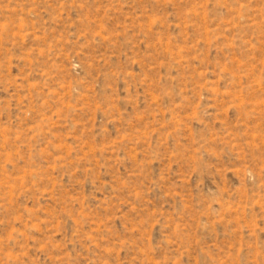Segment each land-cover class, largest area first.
Returning a JSON list of instances; mask_svg holds the SVG:
<instances>
[{"label":"rangeland","instance_id":"1","mask_svg":"<svg viewBox=\"0 0 264 264\" xmlns=\"http://www.w3.org/2000/svg\"><path fill=\"white\" fill-rule=\"evenodd\" d=\"M0 264H264V0H0Z\"/></svg>","mask_w":264,"mask_h":264}]
</instances>
